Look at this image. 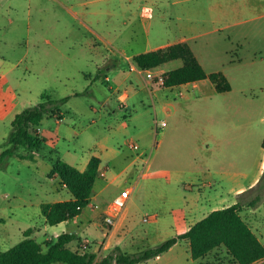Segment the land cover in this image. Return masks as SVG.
I'll list each match as a JSON object with an SVG mask.
<instances>
[{
  "label": "rangeland",
  "instance_id": "obj_1",
  "mask_svg": "<svg viewBox=\"0 0 264 264\" xmlns=\"http://www.w3.org/2000/svg\"><path fill=\"white\" fill-rule=\"evenodd\" d=\"M212 4L213 0H0V60L18 64L8 75V86L16 90L19 106L37 104L43 93L55 99L71 96L60 105L61 123L52 117L41 128L42 139L54 144L43 139L39 155L20 147L0 169V253L24 239L28 228L39 243L77 232L72 248L99 256L117 245L135 252L187 231L183 210L172 206L176 186L169 182L170 172L184 171L182 178L190 180L206 130L225 136L223 152L233 161L243 157L242 166L253 169L264 142V61L259 60L263 54H256L264 49V34L257 33L259 25L254 23L216 31ZM145 6L153 9L152 17L143 16ZM246 31L256 33H250L247 44L239 43L234 33ZM184 38L207 72L222 71L229 78L231 91L218 93L210 80L161 88L160 77L181 67V60L149 71L135 64V55ZM238 58L244 62L231 63ZM6 70L0 63V73ZM107 75L110 80L103 79ZM142 78H149L154 96ZM124 92L130 96L128 105L127 94L118 100ZM161 120L167 126L158 133L156 123ZM11 128L0 124V146ZM131 140L142 145L134 153H141L145 145L149 149V169L138 183L136 173L144 162L133 173V167L126 168L127 156L133 154L126 147ZM156 140L159 144L152 151ZM101 142L107 155L116 151V157L108 158L111 173L98 177L91 202L78 220L49 225L41 203L71 197L68 189H61L60 179L48 177L54 161L85 160L99 151ZM107 164L105 160L103 166ZM235 166L241 165L235 161ZM132 187L133 198L116 225L109 226V204ZM185 195L190 199L188 193L182 199ZM239 201L241 216L264 243V176ZM140 264L238 263L225 247L194 260L189 241L182 240L159 258Z\"/></svg>",
  "mask_w": 264,
  "mask_h": 264
},
{
  "label": "trees",
  "instance_id": "obj_2",
  "mask_svg": "<svg viewBox=\"0 0 264 264\" xmlns=\"http://www.w3.org/2000/svg\"><path fill=\"white\" fill-rule=\"evenodd\" d=\"M174 60L183 61V65L163 73L161 87L172 88L208 79L218 93L232 90L231 82L222 71H206L187 42L173 43L134 56L135 64L142 70L158 68ZM70 99V95L55 99L43 93L40 102L17 113L7 139L0 146L4 148L0 154V169L5 167L4 161L15 155L20 147L29 151L41 150L43 139L39 126L46 117L62 119L60 105ZM100 165L101 159L96 156L90 159L84 171L61 158L54 161L48 177L58 175L72 198L41 205L42 214L49 225H59L82 214L91 202ZM249 204L255 205V200ZM241 211L242 204L238 201L232 206L211 212L188 231L169 237L155 246L128 252L117 245L105 256H99L91 250L73 249L71 244L79 238L77 232H63L55 239L39 243L31 236L32 229L28 228L24 239L0 253V264H140L160 257L182 240L189 241L194 260L225 247L236 263L255 264L264 259V243L243 219Z\"/></svg>",
  "mask_w": 264,
  "mask_h": 264
},
{
  "label": "crops",
  "instance_id": "obj_3",
  "mask_svg": "<svg viewBox=\"0 0 264 264\" xmlns=\"http://www.w3.org/2000/svg\"><path fill=\"white\" fill-rule=\"evenodd\" d=\"M212 14L214 15V21L217 24L216 31H223V30L241 27L244 25H249L254 23L259 25V32L257 33H261V35L262 33L264 34V0H213ZM250 33L255 34L256 32L246 31V32H241L240 34H238V32H235L234 34L236 36V40H238L239 43L247 44L248 39L252 36L250 35ZM182 42L188 43L186 38L182 39ZM258 53L263 54L261 55L262 57L259 60L264 61V49L262 50L260 49V51L256 52V54ZM0 61H1L0 63L7 65V70L4 71L2 74L0 73V124L11 125L16 114L22 111L26 107L19 106L20 100L16 90L8 86V75L18 64L7 62L6 60H0ZM243 62L244 60L241 58H238V61L236 60L231 61V63L233 64L236 63L241 64ZM114 65L115 63L112 64V66ZM149 70L150 69L142 70V71H149ZM105 78L107 80H110L109 75L103 77V79ZM142 80L145 83L149 93L152 96H154L156 90H154V88L151 86L150 84L151 81L149 80V78L147 79L142 78ZM207 80L208 79L195 82L193 84L198 85L200 82ZM181 86H175L172 88H177ZM261 89L262 91H264V86L261 87ZM125 94H127V99L125 100V103L128 105V101L130 99L128 93L126 92L122 93L118 97V100L120 101ZM179 95L181 96L184 95V92L180 91ZM167 111L168 114L171 115V109L168 108ZM48 118H52V117H46L42 121L41 125L39 126V132H41V128L43 129V126L47 123ZM55 118L57 123H61V121L63 120V116L62 119H58L57 117ZM43 139L44 141H48L49 143L54 144V141L52 139L48 140L44 137ZM227 140L228 139L221 134H216L210 130H206L205 133L203 132V135L199 140V147L201 148L200 157H198L195 160L192 171H189L190 175L188 176L190 177V180L185 181L182 178L185 173L184 171L182 172L172 171V173L170 172L171 178L169 179V182L176 186V195L172 199V206L183 210L181 219L184 222H187V225L189 226L188 230L198 222V221L196 222L198 218L202 217L203 219L215 210L223 209L236 204L241 197L245 196L248 192L255 189L256 186H258L262 181V176H264L263 145L261 146L259 157L255 161L253 169L249 170V169H245V167L242 166V164L244 163L243 157L236 158L235 161L240 163L241 166H235V161L230 159L223 152L222 146L224 142H227ZM158 144L159 142H157L156 140L154 146L152 147V151L154 148L157 147ZM97 148L99 151H96L94 155L90 156L85 160H80L77 162L75 161L76 163L70 160L69 161L65 160V161L75 166L80 171H84L87 168L90 159L93 156H96L101 159L100 172L111 173L110 170L111 160L108 158H114V156L116 157V155L114 154L116 151H113L111 155H107L109 151L107 149V146H105L102 142ZM0 150L2 151V148H0ZM130 151L133 152V154L127 156L129 158L126 168L129 169L130 167L131 168L133 167L131 171L132 173L134 170H138V168L141 167L140 162L142 161L144 162L142 168L136 173L137 175L136 181L138 183L140 177H142V175L149 169V161L147 160L149 149L148 146L145 145L144 150H142L141 153L136 154L134 153L135 151L131 149ZM31 153L32 155H39V151L36 150L31 151ZM73 158L74 157L72 156L71 160H74ZM105 160L108 161V164L103 166ZM187 174L188 172L186 173V175ZM106 177L107 176H105V178ZM117 177L118 176L115 175L113 177V180H115ZM56 178L60 179L58 175H54L51 179H56ZM60 184H61V189L64 188L67 189V187L64 184L62 183ZM110 184L111 182H107V186ZM131 189H132V195L130 200L133 198L135 191V188L132 187ZM101 191L102 189H99L97 193L100 194ZM185 193H188V195H190L189 197L190 199H186V195H185V199H182V194ZM71 198H72V194L71 197H66L65 199H60L52 202L69 200ZM43 203H41V205ZM154 216L156 217V215ZM79 217L80 215L73 219L78 220ZM73 219L62 222L59 225L70 223Z\"/></svg>",
  "mask_w": 264,
  "mask_h": 264
},
{
  "label": "built area",
  "instance_id": "obj_4",
  "mask_svg": "<svg viewBox=\"0 0 264 264\" xmlns=\"http://www.w3.org/2000/svg\"><path fill=\"white\" fill-rule=\"evenodd\" d=\"M143 16L150 18L153 16V9L151 7L145 6L142 10ZM160 81H163V78H160ZM167 126L166 120H161L156 123V130L159 133L161 129L165 128ZM127 147L133 151H140L142 146L135 140H131L127 143ZM147 157V155H146ZM99 176L105 177L106 172H100ZM132 195V189L126 188L123 189L119 194H117L112 202L109 204L108 209L106 211V223L109 226H115L118 219L122 216L124 213L130 198Z\"/></svg>",
  "mask_w": 264,
  "mask_h": 264
}]
</instances>
